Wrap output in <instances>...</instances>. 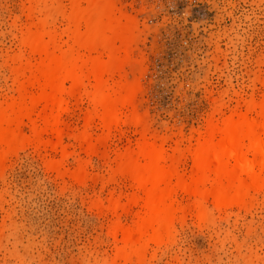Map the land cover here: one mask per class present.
Here are the masks:
<instances>
[{
	"label": "rangeland",
	"instance_id": "rangeland-1",
	"mask_svg": "<svg viewBox=\"0 0 264 264\" xmlns=\"http://www.w3.org/2000/svg\"><path fill=\"white\" fill-rule=\"evenodd\" d=\"M100 2L113 3L132 34L104 48L102 33L90 51L80 46L84 23L73 39L72 16L78 9L100 14L99 7L85 0H0V128L22 139L12 150L0 142L6 152L0 162V264H264V174L245 200L218 204L207 197L201 208L174 177L170 230L135 251L121 229L138 230L144 192L118 170L121 156L147 138L190 182V153L210 121L223 128L231 116L258 119L259 108L248 105L264 98V0ZM42 22L53 54L75 56L80 66L89 57L100 56L106 65L113 53L128 54L121 69L103 76L109 88L125 83L137 90L132 104L118 105L116 123L106 127L91 115L93 78L66 80L57 106L42 98L38 82L29 83L46 55L33 53L24 36ZM14 103H27L29 112L7 123L3 118L14 115Z\"/></svg>",
	"mask_w": 264,
	"mask_h": 264
},
{
	"label": "bare ground",
	"instance_id": "bare-ground-1",
	"mask_svg": "<svg viewBox=\"0 0 264 264\" xmlns=\"http://www.w3.org/2000/svg\"><path fill=\"white\" fill-rule=\"evenodd\" d=\"M85 1L94 9L99 7L101 13L92 15L87 14V9H78L72 16L75 25L72 34L74 40L82 34L81 24L86 26V36L80 42L81 47L93 51L96 48L95 39L102 33L105 35L102 43L104 48L116 44L117 41L125 42L131 37V30L120 24L116 15L117 8L113 3H101V0ZM44 23L39 24L41 27L38 30L30 31L24 36L25 44L33 53L46 55L43 63L31 71L32 78L29 83L38 82L43 91L42 98L48 105L57 106L62 100L59 94L66 80L75 84L83 76L93 78L97 92L92 99L96 109L91 115L98 116L106 127L116 123L119 120L118 105L132 104L137 90L124 85L125 83L119 84L116 89L109 88L104 85L103 76L111 70L121 69L128 54L121 56L113 53L106 65L102 64L100 56L89 57L80 66L75 56L61 57L53 54V43L45 39L42 29ZM108 33L114 37L110 38ZM54 38L52 35L51 39ZM113 92L119 94L116 99L112 98ZM35 100L36 98L32 99L33 102ZM257 107L258 119H249L244 114H239L237 119L231 116L226 119L223 128H219L213 121L209 122L207 136L199 139L190 153L193 162L190 182L184 181L178 174L175 161L147 138L138 144L136 150L121 156L118 170L128 174L135 186L144 192L145 214L140 218L138 230L133 232L130 229H121L129 247L139 251L148 237L158 238L170 230L174 215L171 202L175 190L172 184L174 177L177 178L176 187L197 199V208H201V201L207 197H213L218 204L240 202L247 198L250 190L262 181L264 174V98L259 103L251 102L248 105L249 110ZM12 112L13 116L3 118L7 123L19 121L29 112V105L14 103ZM51 117L53 121L50 122V127L54 129L57 115L52 113ZM132 118L136 121L142 119L137 113H133ZM83 139L86 140L85 137ZM21 140V136L9 127L0 128V142L9 150L17 147ZM5 155V151H0V162ZM111 203L118 206L117 200H111Z\"/></svg>",
	"mask_w": 264,
	"mask_h": 264
}]
</instances>
